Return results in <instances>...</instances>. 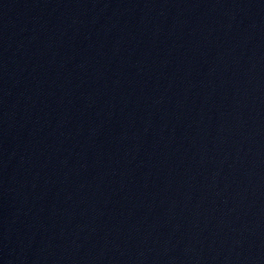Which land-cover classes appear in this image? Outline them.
<instances>
[{"label": "water", "instance_id": "obj_1", "mask_svg": "<svg viewBox=\"0 0 264 264\" xmlns=\"http://www.w3.org/2000/svg\"><path fill=\"white\" fill-rule=\"evenodd\" d=\"M0 264H264V0H0Z\"/></svg>", "mask_w": 264, "mask_h": 264}]
</instances>
